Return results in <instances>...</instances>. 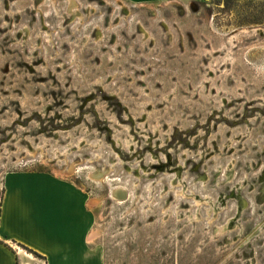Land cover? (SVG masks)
<instances>
[{"label":"rangeland","instance_id":"rangeland-1","mask_svg":"<svg viewBox=\"0 0 264 264\" xmlns=\"http://www.w3.org/2000/svg\"><path fill=\"white\" fill-rule=\"evenodd\" d=\"M261 7L0 0V200L48 172L89 193L102 264H264Z\"/></svg>","mask_w":264,"mask_h":264},{"label":"crops","instance_id":"crops-1","mask_svg":"<svg viewBox=\"0 0 264 264\" xmlns=\"http://www.w3.org/2000/svg\"><path fill=\"white\" fill-rule=\"evenodd\" d=\"M89 200L85 188L56 174L7 173L0 200V264H102ZM19 244L38 255L22 254Z\"/></svg>","mask_w":264,"mask_h":264},{"label":"trees","instance_id":"trees-1","mask_svg":"<svg viewBox=\"0 0 264 264\" xmlns=\"http://www.w3.org/2000/svg\"><path fill=\"white\" fill-rule=\"evenodd\" d=\"M237 1H240V0H225V2H227V3H233V2H237ZM250 17H253V20H246V21L242 22L238 26L243 27V26L264 24V7H261V9L255 10L254 13H251ZM7 246H9V245L7 244ZM19 246H21L23 249H26L27 251H29V252H31V253H33L35 255H38L35 252L31 251L29 248H27V247H25V246H23L21 244H19ZM9 247H11V246H9Z\"/></svg>","mask_w":264,"mask_h":264}]
</instances>
